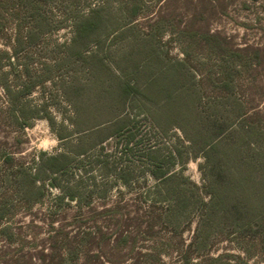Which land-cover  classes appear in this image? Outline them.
I'll return each mask as SVG.
<instances>
[{
	"label": "rangeland",
	"instance_id": "374dc122",
	"mask_svg": "<svg viewBox=\"0 0 264 264\" xmlns=\"http://www.w3.org/2000/svg\"><path fill=\"white\" fill-rule=\"evenodd\" d=\"M0 264H264V0H0Z\"/></svg>",
	"mask_w": 264,
	"mask_h": 264
},
{
	"label": "trees",
	"instance_id": "16d2710c",
	"mask_svg": "<svg viewBox=\"0 0 264 264\" xmlns=\"http://www.w3.org/2000/svg\"><path fill=\"white\" fill-rule=\"evenodd\" d=\"M207 33V32H206ZM207 35H208V33H207ZM211 35V34H210ZM208 37H212V36H208Z\"/></svg>",
	"mask_w": 264,
	"mask_h": 264
}]
</instances>
